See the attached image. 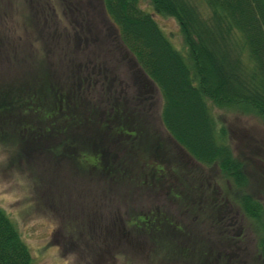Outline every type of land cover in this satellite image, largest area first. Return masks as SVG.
<instances>
[{"label":"trees","instance_id":"1","mask_svg":"<svg viewBox=\"0 0 264 264\" xmlns=\"http://www.w3.org/2000/svg\"><path fill=\"white\" fill-rule=\"evenodd\" d=\"M61 1L80 19L71 31L74 58L56 76L0 83V134L12 130L37 154L48 150L65 171L161 197L144 211L127 208L123 221L115 210V243L129 251L145 241L147 252L199 264H264V192L249 184L211 111L236 105L264 121V0H145L150 11L139 0ZM152 13L175 20L184 52ZM100 53L111 57L109 70L122 63L133 100L117 96ZM148 81L159 93L154 117L163 135L149 127L151 96L138 90ZM245 230L254 235L248 253ZM0 264H32L1 207Z\"/></svg>","mask_w":264,"mask_h":264},{"label":"rangeland","instance_id":"2","mask_svg":"<svg viewBox=\"0 0 264 264\" xmlns=\"http://www.w3.org/2000/svg\"><path fill=\"white\" fill-rule=\"evenodd\" d=\"M138 3L150 11L145 0ZM75 14L69 12L61 0H0V83L25 80L28 74L34 77L36 73L49 70L51 76H56L67 69L74 58L70 57L74 44L71 31L78 29L80 20ZM153 17L171 45L184 52L175 20L156 14ZM61 28L66 32L64 39L59 37ZM104 55L100 53L97 58L105 65L111 57ZM106 68L112 88L118 89L117 96L133 100L129 75L122 63L118 67L113 65L110 70ZM116 81L118 88H115ZM138 90L142 95L151 96L149 127L154 126L155 131L163 135L154 117L160 103L157 89L151 83L149 88ZM129 104L125 101L126 107L131 106ZM137 105L141 109L139 112L135 108L137 112L145 114V103ZM211 111L227 130L232 155L241 161L249 184L251 181L258 193H263L264 121L254 112L236 105H211ZM7 132L0 134V207L25 243L32 264H199L195 259L167 255L164 250L154 254L147 252L149 244L145 241H137L135 252L115 243L112 234L115 210V218L123 221L127 208L144 211L150 203L160 204L161 197L155 201L139 188L115 190L104 179L91 176L87 171H65L64 161L56 163L58 160L54 157H46L48 150L37 154L32 144L26 145L24 137L14 136L12 130ZM200 169L203 173L209 171L211 177H218L216 168ZM59 173L63 178L57 177ZM257 177L262 180L258 184ZM244 233L248 253L253 249L254 235L247 230ZM210 234L213 237V233Z\"/></svg>","mask_w":264,"mask_h":264}]
</instances>
